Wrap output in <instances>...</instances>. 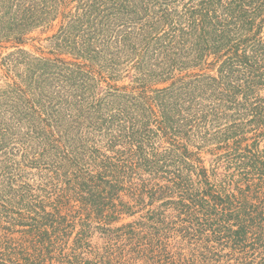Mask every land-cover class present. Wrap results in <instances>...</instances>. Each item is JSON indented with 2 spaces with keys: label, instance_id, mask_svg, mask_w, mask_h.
<instances>
[{
  "label": "trees",
  "instance_id": "16d2710c",
  "mask_svg": "<svg viewBox=\"0 0 264 264\" xmlns=\"http://www.w3.org/2000/svg\"><path fill=\"white\" fill-rule=\"evenodd\" d=\"M0 47V264H264V0H0Z\"/></svg>",
  "mask_w": 264,
  "mask_h": 264
},
{
  "label": "rangeland",
  "instance_id": "374dc122",
  "mask_svg": "<svg viewBox=\"0 0 264 264\" xmlns=\"http://www.w3.org/2000/svg\"><path fill=\"white\" fill-rule=\"evenodd\" d=\"M48 34H44V35H41V38L42 40H39V39H35V40H30L28 42V44L26 45V48L32 52H35L37 54H41V52L38 50V47H41L44 51H46L48 53L49 51V48L47 47L48 45V41L45 40L44 38L47 36ZM33 36H38V33H34ZM3 52L4 54H7L8 52L11 51V49H7V48H3V47H0V52ZM14 75V74H13ZM13 77H8V74L7 72L4 70V68H2L0 66V88H3L5 87L6 85V82L7 81H12ZM130 79H125L123 81H120L119 84L120 85H123V84H130ZM203 157L205 158L206 160V165L209 166L210 163H211V155L208 154V153H202ZM33 172H36L35 169H33ZM132 218H128L127 220H125L124 222H127L129 220H131ZM231 263H234V261L232 260Z\"/></svg>",
  "mask_w": 264,
  "mask_h": 264
}]
</instances>
